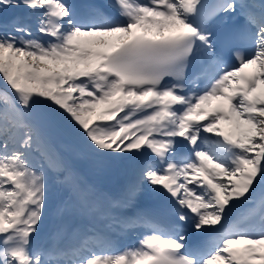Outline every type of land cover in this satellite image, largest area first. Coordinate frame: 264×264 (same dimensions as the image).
<instances>
[{
  "label": "snow or ice",
  "instance_id": "6c2138e0",
  "mask_svg": "<svg viewBox=\"0 0 264 264\" xmlns=\"http://www.w3.org/2000/svg\"><path fill=\"white\" fill-rule=\"evenodd\" d=\"M0 80V264H264V0H0Z\"/></svg>",
  "mask_w": 264,
  "mask_h": 264
},
{
  "label": "bare ground",
  "instance_id": "6f19581e",
  "mask_svg": "<svg viewBox=\"0 0 264 264\" xmlns=\"http://www.w3.org/2000/svg\"><path fill=\"white\" fill-rule=\"evenodd\" d=\"M2 84L3 82L1 83V85ZM224 126L226 128L228 127L227 125ZM80 162L82 163L80 164L82 165L80 166V168L84 173L86 180L90 184L94 185V187L101 194L106 195V193H110L112 198L116 192H120L122 189L126 190V188L134 181L136 176V166L133 161H126L123 163L106 162L103 165H96L94 163H90L89 168H86L85 167L86 164H84L87 162V160H81ZM59 196L60 193L58 197L54 199L52 205L48 209L47 219L45 221V228L41 231V234L39 236L34 237L35 243L40 244L42 246H48L50 244L49 232L51 230V225L54 222V220L58 219V217L56 216V208L59 203V199H61V197ZM145 197L147 196L142 195L139 197V199ZM156 201H157L156 198L152 197V202L155 203ZM249 206L250 204L243 205L240 208V210L244 212L241 213H245V211L248 209ZM238 214H239V210H238ZM64 218L66 219L71 218V214L69 211L67 210L65 211ZM85 223L87 222L85 221ZM99 223L103 225L105 222L99 221ZM118 242L120 244L122 243L121 241ZM125 245H127L126 240H125Z\"/></svg>",
  "mask_w": 264,
  "mask_h": 264
},
{
  "label": "rangeland",
  "instance_id": "374dc122",
  "mask_svg": "<svg viewBox=\"0 0 264 264\" xmlns=\"http://www.w3.org/2000/svg\"><path fill=\"white\" fill-rule=\"evenodd\" d=\"M3 81L2 80H0V85H1V83H2ZM224 125H227L226 123L224 124ZM228 126V125H227ZM225 127V126H224ZM127 161V160H126ZM126 161H124V162H126ZM87 163H92L91 161H89V160H87ZM121 163H123V162H121ZM135 163V162H134ZM79 164H82L80 161H79ZM84 164H86V163H84ZM119 166H121V165H119ZM51 180H52V183L54 184V182H55V180H56V178L55 177H51ZM255 205L254 204H250V208H253Z\"/></svg>",
  "mask_w": 264,
  "mask_h": 264
}]
</instances>
